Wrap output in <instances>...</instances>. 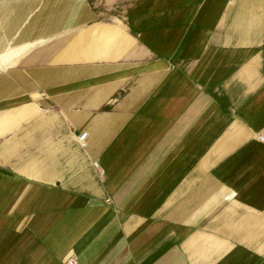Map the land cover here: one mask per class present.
<instances>
[{
    "label": "crops",
    "instance_id": "0c3cea01",
    "mask_svg": "<svg viewBox=\"0 0 264 264\" xmlns=\"http://www.w3.org/2000/svg\"><path fill=\"white\" fill-rule=\"evenodd\" d=\"M68 261L264 264V0H0V264Z\"/></svg>",
    "mask_w": 264,
    "mask_h": 264
},
{
    "label": "built area",
    "instance_id": "2783aa9c",
    "mask_svg": "<svg viewBox=\"0 0 264 264\" xmlns=\"http://www.w3.org/2000/svg\"><path fill=\"white\" fill-rule=\"evenodd\" d=\"M85 138H86V133H84V132L78 136V140H79L80 145L82 147H85ZM259 139L263 140V137H260ZM67 264H75V263H74V261H68Z\"/></svg>",
    "mask_w": 264,
    "mask_h": 264
}]
</instances>
